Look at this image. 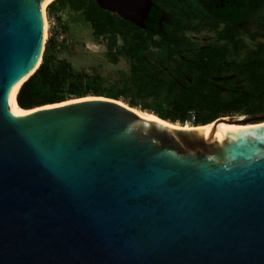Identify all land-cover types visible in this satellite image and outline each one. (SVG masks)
Returning a JSON list of instances; mask_svg holds the SVG:
<instances>
[{
	"label": "water",
	"instance_id": "1",
	"mask_svg": "<svg viewBox=\"0 0 264 264\" xmlns=\"http://www.w3.org/2000/svg\"><path fill=\"white\" fill-rule=\"evenodd\" d=\"M46 1L0 0V264H264V113L186 129L86 96L8 115ZM94 1L141 28L153 3Z\"/></svg>",
	"mask_w": 264,
	"mask_h": 264
},
{
	"label": "trees",
	"instance_id": "2",
	"mask_svg": "<svg viewBox=\"0 0 264 264\" xmlns=\"http://www.w3.org/2000/svg\"><path fill=\"white\" fill-rule=\"evenodd\" d=\"M245 2L248 29L240 27L242 18L231 8L221 10L218 0H191L189 6L172 0L165 6L171 20L163 24L162 0L153 2L143 28L94 0H52L47 19L60 31L50 30L41 63L20 87L16 102L30 110L86 96L105 97L181 127L263 114L264 0ZM64 9L88 24L93 37L104 43L108 59L123 58L128 68L105 76L75 70L60 58L68 51L62 35L66 29L57 16ZM202 31L214 35L203 49L186 37V32Z\"/></svg>",
	"mask_w": 264,
	"mask_h": 264
},
{
	"label": "rangeland",
	"instance_id": "3",
	"mask_svg": "<svg viewBox=\"0 0 264 264\" xmlns=\"http://www.w3.org/2000/svg\"><path fill=\"white\" fill-rule=\"evenodd\" d=\"M47 5L46 8L44 7L47 24V37L44 44L50 37V30L52 28V32L57 31V33H59L58 31H60V26H58L57 23L53 25L55 21H53L52 18L47 19ZM253 15L254 14H252L251 17ZM57 16L60 17L65 26L66 30L62 35L68 45V51L62 52L59 57L70 63L75 70H84L86 72L96 70L102 75L112 76L118 70H126L128 68V62L123 58L117 61L108 59L104 43L93 37L91 28L76 14L64 9L58 12ZM249 23L250 18L243 23V27L248 29L250 26ZM190 38L200 46H203L210 43L214 39V35L208 31H202L198 35H192ZM58 40H60V36H58ZM261 42L264 43V41Z\"/></svg>",
	"mask_w": 264,
	"mask_h": 264
},
{
	"label": "flooded vegetation",
	"instance_id": "4",
	"mask_svg": "<svg viewBox=\"0 0 264 264\" xmlns=\"http://www.w3.org/2000/svg\"><path fill=\"white\" fill-rule=\"evenodd\" d=\"M156 1H159V0H153V2H156ZM170 1H172V0H162V13L160 15V18L162 19V24L163 23H168L171 20L172 15L168 12V10L165 9L166 4L168 2H170ZM176 1L178 3H181V5L189 6L191 0H176ZM198 1L203 4L204 0H198ZM218 1L220 3V9L221 10H226V9H230L231 8L233 11H235L236 14H238L242 18V20L240 22V27L242 29H244L243 23H245V19L244 18L246 16V14H245V7H246L245 0H233L231 2V5L229 4V0H218ZM162 28H163V26H162ZM198 34L186 32V37L189 38L191 42H195L190 37L192 35L195 36V35H198ZM206 45H208V44H206ZM206 45L200 46L198 44L197 46H198V48L203 49V48L206 47ZM180 57H182V55H180Z\"/></svg>",
	"mask_w": 264,
	"mask_h": 264
},
{
	"label": "bare ground",
	"instance_id": "5",
	"mask_svg": "<svg viewBox=\"0 0 264 264\" xmlns=\"http://www.w3.org/2000/svg\"><path fill=\"white\" fill-rule=\"evenodd\" d=\"M52 0H47L44 7L50 3ZM47 24H46V20H45V30H44V34H43V41H45L46 39V35H47ZM39 65V63L36 65V67ZM35 67V68H36ZM26 79V78H25ZM25 79L23 81H25ZM22 81V82H23ZM21 82V83H22ZM21 83L17 86V88L15 89V91L13 92L12 96L10 97L8 103H7V113L9 116L11 117H17V116H21V115H24L25 112L22 111L20 109V107L17 105L16 103V95L19 91V87L21 85ZM186 129L187 128H190L189 125H185L184 126ZM245 127H247L246 125H235V126H228L227 124H221L220 125V129L222 132H229V131H236V130H241V129H244Z\"/></svg>",
	"mask_w": 264,
	"mask_h": 264
},
{
	"label": "built area",
	"instance_id": "6",
	"mask_svg": "<svg viewBox=\"0 0 264 264\" xmlns=\"http://www.w3.org/2000/svg\"><path fill=\"white\" fill-rule=\"evenodd\" d=\"M192 119H193V117H192Z\"/></svg>",
	"mask_w": 264,
	"mask_h": 264
}]
</instances>
